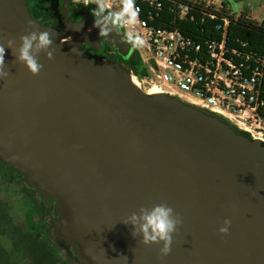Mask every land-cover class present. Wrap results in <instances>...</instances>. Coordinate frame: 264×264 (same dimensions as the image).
Wrapping results in <instances>:
<instances>
[{
	"label": "water",
	"instance_id": "obj_1",
	"mask_svg": "<svg viewBox=\"0 0 264 264\" xmlns=\"http://www.w3.org/2000/svg\"><path fill=\"white\" fill-rule=\"evenodd\" d=\"M72 1L61 0L56 27L34 17V0H0L5 41L18 48L29 31L53 34V58L39 55L38 75L6 48L0 159L45 195L55 237L81 264H264V143L88 53L107 47L130 61L135 48L116 33L102 37L93 10L74 16ZM162 202L183 219L163 257L162 242L145 245L122 222Z\"/></svg>",
	"mask_w": 264,
	"mask_h": 264
},
{
	"label": "built area",
	"instance_id": "obj_2",
	"mask_svg": "<svg viewBox=\"0 0 264 264\" xmlns=\"http://www.w3.org/2000/svg\"><path fill=\"white\" fill-rule=\"evenodd\" d=\"M74 3L82 8L96 6L91 2L85 4V0ZM150 4L157 10L163 8L160 0H152ZM112 6L118 10V0ZM136 6L140 9L141 23L135 32L146 43L134 47L142 61L129 65V73L142 81L143 89L155 88L156 93L179 96L229 119L254 139L264 142V60H257L261 65L254 68L248 64L252 55L228 46L226 37L231 19H225L223 40L203 43L180 29L150 26ZM180 9L185 16L191 6L181 5ZM235 56L242 62H237Z\"/></svg>",
	"mask_w": 264,
	"mask_h": 264
},
{
	"label": "trees",
	"instance_id": "obj_3",
	"mask_svg": "<svg viewBox=\"0 0 264 264\" xmlns=\"http://www.w3.org/2000/svg\"><path fill=\"white\" fill-rule=\"evenodd\" d=\"M37 1L40 12L55 13V10L58 9L61 15L58 0ZM151 1L135 0L142 10V18L150 26L170 30L180 29L185 35L204 43L209 40H223L225 19L229 18L231 23L227 29L226 37L228 46L240 53L252 55L253 59L248 64H252L254 68L261 65L257 60H264V21L255 19L251 10L246 9L238 17L232 15L227 6L224 9L212 4L210 6L205 3L197 4L194 0H160L163 2V8L157 10L151 6ZM181 5L191 6L190 12L185 16L181 15ZM95 7H90V10ZM40 21L49 24L45 20ZM235 58L237 62H242L240 57L235 56ZM131 59L136 63L142 61L137 51L134 52ZM128 70L131 68L129 67ZM203 110L215 115L207 109ZM219 118L226 121L222 116ZM230 125L238 134L251 138L248 132L240 129L236 124L230 123ZM38 194L22 175H18L0 159V232L9 238L11 249L18 254V259L22 264H75L74 261L81 264L79 259L74 260L70 255L66 259L64 256H58L59 252L56 254L47 249L49 243H52L49 241L51 239H48L42 231L39 225L40 221L36 219L35 215L48 218V222H50V212L49 210L45 212V205L35 199ZM14 211L24 217L25 225L16 223L12 216ZM52 239L54 238L52 237ZM0 254L10 258L9 252L2 245H0ZM0 264H3L1 257ZM5 264H10V260Z\"/></svg>",
	"mask_w": 264,
	"mask_h": 264
},
{
	"label": "clouds",
	"instance_id": "obj_4",
	"mask_svg": "<svg viewBox=\"0 0 264 264\" xmlns=\"http://www.w3.org/2000/svg\"><path fill=\"white\" fill-rule=\"evenodd\" d=\"M89 2L96 5L93 9L95 26L100 29L102 37H110L112 33H116L134 47H142L146 43L135 32L136 26L141 23L140 9L136 6L135 0H118V10L112 6L117 0H85V4ZM31 27L35 28V25H31ZM52 36L53 34L49 31H29L19 37L18 48L15 38H8L5 41L0 37V80H6L10 76V72L5 70L7 67L5 64L6 48L12 50V54L16 58L14 64L18 62L26 65L33 75H38L43 68L39 62V55L44 52L48 59L53 58L54 41ZM122 222L132 226V236L134 238L141 236L143 244H160L162 242L160 255L163 257L171 253L173 235L182 225L183 219L166 202H162L151 207H140L138 211L132 212ZM231 224V219H225L219 232L224 235L229 234Z\"/></svg>",
	"mask_w": 264,
	"mask_h": 264
},
{
	"label": "flooded vegetation",
	"instance_id": "obj_5",
	"mask_svg": "<svg viewBox=\"0 0 264 264\" xmlns=\"http://www.w3.org/2000/svg\"><path fill=\"white\" fill-rule=\"evenodd\" d=\"M60 2V13L58 12V9L55 10V13L49 12V13H44V12H40L38 10L39 8V3L37 0H34L35 5L33 8V14L35 15L36 18H38L39 20H45L46 23L52 24L53 26L56 27H61L63 25V13L61 11V0H58ZM227 5V4H226ZM80 9H90V8H82V7H76L74 0L72 1V12L73 15L75 16V14L80 10ZM86 51L90 54L102 57L104 59H109V60H113V61H117L120 62L124 67L129 68V65H133L132 61L135 60H130V61H125L116 51H112L109 48H105L103 50H93V49H89L88 47H86ZM239 127V126H238ZM254 139V138H253ZM13 170V169H12ZM15 171V170H13ZM16 172V171H15ZM18 173V172H17ZM18 175H21L20 173H18ZM23 176V175H22ZM39 193V192H38ZM36 200H39L40 203L45 205L44 211L46 212L47 210H49L50 212V222H48V218H43L41 217V215H35L36 219L40 221L39 225L40 228L42 229V231L47 235L48 239L50 242L49 243L47 249L50 252H54L56 254H58V256H64L66 259L69 258V255L72 259L77 260L78 258L71 256L70 254V248L71 245L65 240L63 239V241H58V239L55 237V229H54V224L52 222V215H51V208L48 207L46 201H45V195L44 194H38L35 196ZM44 207V206H43ZM43 221V222H42ZM52 237L54 239H52ZM78 261H74L75 264Z\"/></svg>",
	"mask_w": 264,
	"mask_h": 264
},
{
	"label": "rangeland",
	"instance_id": "obj_6",
	"mask_svg": "<svg viewBox=\"0 0 264 264\" xmlns=\"http://www.w3.org/2000/svg\"><path fill=\"white\" fill-rule=\"evenodd\" d=\"M196 3L206 4V2L215 5L219 8H227L231 10L232 15L240 16L242 12L246 9L251 10L252 16L259 20L264 21V0H194ZM206 1V2H205ZM94 4V3H93ZM227 4V5H226ZM225 35V34H224ZM223 35V37H224ZM143 68V67H142ZM145 88V86H144ZM150 89V88H148ZM147 89V90H148ZM146 90V91H147ZM226 122L231 123L229 119H226ZM253 138L252 135H250ZM13 218H15L16 223L24 224L25 219L22 215L18 214L17 211L12 212ZM28 225V223H27ZM0 245L7 249V252L10 254V258L8 259L4 254L0 257L2 259L3 264L7 263L10 260V264H22L18 259V254L12 251L11 242L8 237L3 236L0 232ZM7 254V253H6Z\"/></svg>",
	"mask_w": 264,
	"mask_h": 264
},
{
	"label": "bare ground",
	"instance_id": "obj_7",
	"mask_svg": "<svg viewBox=\"0 0 264 264\" xmlns=\"http://www.w3.org/2000/svg\"><path fill=\"white\" fill-rule=\"evenodd\" d=\"M131 79L133 80V82L137 85V86H139V87H141V88H144L143 87V84H142V81L139 79V78H137V77H135V76H131ZM147 92H149V93H156L157 92V90L155 89V88H150V89H148L147 90Z\"/></svg>",
	"mask_w": 264,
	"mask_h": 264
}]
</instances>
